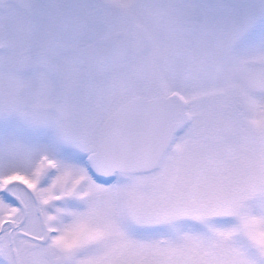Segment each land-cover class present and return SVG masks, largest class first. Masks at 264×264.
<instances>
[{
    "label": "snow or ice",
    "instance_id": "obj_1",
    "mask_svg": "<svg viewBox=\"0 0 264 264\" xmlns=\"http://www.w3.org/2000/svg\"><path fill=\"white\" fill-rule=\"evenodd\" d=\"M0 264H264V0H0Z\"/></svg>",
    "mask_w": 264,
    "mask_h": 264
}]
</instances>
